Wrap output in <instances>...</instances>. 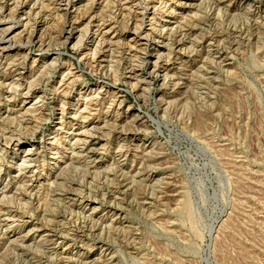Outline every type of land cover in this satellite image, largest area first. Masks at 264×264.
<instances>
[{
	"label": "rangeland",
	"instance_id": "374dc122",
	"mask_svg": "<svg viewBox=\"0 0 264 264\" xmlns=\"http://www.w3.org/2000/svg\"><path fill=\"white\" fill-rule=\"evenodd\" d=\"M0 264H264V0H0Z\"/></svg>",
	"mask_w": 264,
	"mask_h": 264
},
{
	"label": "bare ground",
	"instance_id": "6f19581e",
	"mask_svg": "<svg viewBox=\"0 0 264 264\" xmlns=\"http://www.w3.org/2000/svg\"><path fill=\"white\" fill-rule=\"evenodd\" d=\"M180 2V1H179ZM207 3V2H206ZM230 3V2H229ZM76 4V3H75ZM14 5V4H13ZM40 5V4H39ZM123 6V5H122ZM200 6V5H199ZM156 7V6H155ZM35 13V12H34ZM195 13V12H194ZM123 15V14H122ZM20 17V16H19ZM23 17V16H22ZM21 17V18H22ZM8 21V20H7ZM193 22V21H192ZM256 25V24H255ZM11 27V26H10ZM98 27V26H97ZM246 27V26H245ZM27 29V28H26ZM32 29V28H31ZM23 32V31H22ZM172 32V31H171ZM21 33V32H20ZM35 34V33H34ZM169 35V34H168ZM146 36V35H145ZM10 37V36H9ZM13 37V36H12ZM15 37V36H14ZM8 38V37H7ZM197 38V37H196ZM178 40V39H177ZM30 41V40H29ZM96 43V42H95ZM108 43V42H107ZM19 44V43H18ZM29 44V43H28ZM96 46V45H95ZM143 52V51H142ZM93 53V52H92ZM27 58V57H26ZM103 59V58H102ZM156 62V61H155ZM38 74V73H37ZM63 76V75H62ZM28 87V86H27ZM15 93V92H14ZM158 122V121H157ZM89 134V133H88ZM43 143V142H42ZM31 176V175H30ZM86 219V218H85ZM116 226V225H115ZM73 257V256H72Z\"/></svg>",
	"mask_w": 264,
	"mask_h": 264
},
{
	"label": "water",
	"instance_id": "95a60500",
	"mask_svg": "<svg viewBox=\"0 0 264 264\" xmlns=\"http://www.w3.org/2000/svg\"><path fill=\"white\" fill-rule=\"evenodd\" d=\"M160 124V123H159Z\"/></svg>",
	"mask_w": 264,
	"mask_h": 264
}]
</instances>
